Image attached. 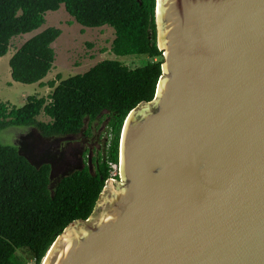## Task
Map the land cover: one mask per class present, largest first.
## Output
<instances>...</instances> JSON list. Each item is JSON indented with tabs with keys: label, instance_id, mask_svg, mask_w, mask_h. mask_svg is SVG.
Returning <instances> with one entry per match:
<instances>
[{
	"label": "water",
	"instance_id": "1",
	"mask_svg": "<svg viewBox=\"0 0 264 264\" xmlns=\"http://www.w3.org/2000/svg\"><path fill=\"white\" fill-rule=\"evenodd\" d=\"M155 22L162 75L123 123L120 181L41 264H264V0H156Z\"/></svg>",
	"mask_w": 264,
	"mask_h": 264
},
{
	"label": "trees",
	"instance_id": "2",
	"mask_svg": "<svg viewBox=\"0 0 264 264\" xmlns=\"http://www.w3.org/2000/svg\"><path fill=\"white\" fill-rule=\"evenodd\" d=\"M63 5L84 27L110 26L111 51L116 56L144 55L143 65L129 67L117 59H104L87 71L44 82L53 67L51 44L61 29L48 27L27 39L9 59L10 76L23 84L48 86V97L30 95L21 107L0 102V131L32 127L42 137L78 134L85 121L109 116L111 141L87 165L61 177L50 187L51 167L34 165L15 145L0 141V264H24L17 254L28 249L34 264H41L50 246L74 220H87L119 162V141L125 118L140 102L151 101L162 75V51L157 46L156 0H0V57L13 37L32 32L45 22L48 11ZM159 58V59H158ZM43 113L48 122L37 117Z\"/></svg>",
	"mask_w": 264,
	"mask_h": 264
},
{
	"label": "rangeland",
	"instance_id": "3",
	"mask_svg": "<svg viewBox=\"0 0 264 264\" xmlns=\"http://www.w3.org/2000/svg\"><path fill=\"white\" fill-rule=\"evenodd\" d=\"M48 27L61 29V34L51 44L55 60L53 67L43 78L44 82L55 79L57 75L65 79L83 73L104 59H117L129 67L141 66L147 60H157L144 55L116 56L111 51L114 30L110 26L84 27L75 22L64 6L60 5L58 10L46 12L45 22L41 27L11 39L7 53L0 57V102L21 107L30 95L48 97L52 92V88L40 87L38 83L23 84L13 81L9 67V59L15 50ZM37 119L44 122L50 120L43 113ZM108 122L109 116L104 113L93 122L86 120L78 134L49 138L42 137L32 127H8L0 131V141L17 146L19 152L36 166L48 163L51 167L50 187L53 188L61 177L85 165L90 171H94L95 159L99 153L103 154L108 149L111 141ZM110 179L120 181L119 165L112 164ZM17 254L24 264H34L28 249H19Z\"/></svg>",
	"mask_w": 264,
	"mask_h": 264
},
{
	"label": "bare ground",
	"instance_id": "4",
	"mask_svg": "<svg viewBox=\"0 0 264 264\" xmlns=\"http://www.w3.org/2000/svg\"><path fill=\"white\" fill-rule=\"evenodd\" d=\"M158 40H159V45H161V39H160V36H159V39H158Z\"/></svg>",
	"mask_w": 264,
	"mask_h": 264
}]
</instances>
